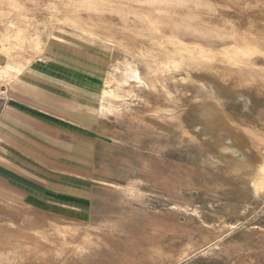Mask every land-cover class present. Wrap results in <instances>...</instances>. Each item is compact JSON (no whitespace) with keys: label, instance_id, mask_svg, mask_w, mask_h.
<instances>
[{"label":"rangeland","instance_id":"obj_1","mask_svg":"<svg viewBox=\"0 0 264 264\" xmlns=\"http://www.w3.org/2000/svg\"><path fill=\"white\" fill-rule=\"evenodd\" d=\"M36 2L0 0V83L21 75L45 51L76 47L110 56L105 85L117 96L99 130L93 172L84 174L99 180L83 184L89 187L86 205H4L0 264H264V198L242 201L210 166L211 148L197 129L192 90L175 84L182 71L149 70L137 52L99 36L104 33L51 15L48 21L35 17L48 10ZM47 2L51 13L82 16L109 27L113 36L123 33L125 40L133 36L130 29L139 35L150 30L136 9L146 8L176 15L167 31L178 40L231 41L213 32L216 24H232L211 0ZM162 104L173 109V121L158 125L139 116ZM184 130L195 138L185 139Z\"/></svg>","mask_w":264,"mask_h":264},{"label":"bare ground","instance_id":"obj_2","mask_svg":"<svg viewBox=\"0 0 264 264\" xmlns=\"http://www.w3.org/2000/svg\"><path fill=\"white\" fill-rule=\"evenodd\" d=\"M41 1V6L48 10L42 9L35 17L48 21L51 15L94 34L104 33L99 36L113 38L127 50L137 52L149 70L153 67L181 70L175 84L192 90L193 111L200 117L197 129L211 148L210 166L239 191L242 201L259 202L264 198V137L259 136V132L264 133V0H211L232 24L212 26L217 35L230 38L224 45L215 40L203 43L178 40L173 32H168L171 18L177 16L161 9L136 8L146 18L150 30L139 35L130 29L133 36L125 40L121 37L123 33L113 36L109 27L82 16L68 18L59 11L51 13L48 0ZM29 3L38 2L29 0ZM19 38L22 41L25 36L19 34ZM237 104L238 111L234 108ZM139 116L158 125L174 120L173 109L163 104ZM182 136L195 138L188 130L182 131Z\"/></svg>","mask_w":264,"mask_h":264},{"label":"crops","instance_id":"obj_3","mask_svg":"<svg viewBox=\"0 0 264 264\" xmlns=\"http://www.w3.org/2000/svg\"><path fill=\"white\" fill-rule=\"evenodd\" d=\"M0 83V216L3 206L81 210L100 127L111 118L107 54L59 47ZM100 91V92H99Z\"/></svg>","mask_w":264,"mask_h":264}]
</instances>
